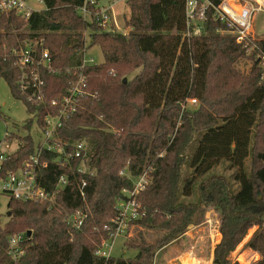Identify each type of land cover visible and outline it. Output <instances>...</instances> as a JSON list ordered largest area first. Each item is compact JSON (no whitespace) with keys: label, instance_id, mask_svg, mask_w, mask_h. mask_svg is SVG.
<instances>
[{"label":"trees","instance_id":"trees-1","mask_svg":"<svg viewBox=\"0 0 264 264\" xmlns=\"http://www.w3.org/2000/svg\"><path fill=\"white\" fill-rule=\"evenodd\" d=\"M43 1L46 9L28 19L0 14V78L31 114L23 126L42 124L50 100L64 94L72 79L74 70L66 68L80 66L85 47H100L103 61L83 67L86 87L76 112L57 130L67 148L83 141L86 149L64 164L53 153L42 155L48 161L37 174L42 186L52 191L59 176H67L52 205L8 198L0 264H151L155 251L188 226L201 225L208 209L217 214L221 235L213 264H240L230 253L253 227L246 246L259 254L252 264H264V37L240 43L217 32L226 26L212 10L204 33L186 36L185 0H129L127 13L122 8L131 28L126 34L96 31L77 14V0ZM88 27L92 32L85 38ZM27 39L42 40L39 48L48 49L58 68L44 73L45 98L38 104L19 90L11 54ZM242 58L251 60L247 72L236 67ZM11 139L18 147L3 162V172L19 167L37 142L29 133L11 132ZM221 161L235 167L230 176L212 174L198 182ZM81 162L87 173L76 172ZM184 166L190 169L187 178ZM142 173L148 182L136 195L140 214L129 223L136 230L124 242L136 254L96 255L112 230L117 202L127 199L123 190H132V178ZM75 210L86 214L78 229L65 220ZM20 233L22 253L13 258L9 237Z\"/></svg>","mask_w":264,"mask_h":264},{"label":"built area","instance_id":"built-area-1","mask_svg":"<svg viewBox=\"0 0 264 264\" xmlns=\"http://www.w3.org/2000/svg\"><path fill=\"white\" fill-rule=\"evenodd\" d=\"M129 0H77L76 12L89 25L98 32L122 33L120 23L124 24L122 5H127ZM46 9L43 0H0V14L14 13L23 19H28L33 13ZM212 10L214 18L224 23L226 29L218 30L223 34L227 32L235 37L237 42H244L248 37H253L254 14L264 11V5L258 0H221L215 4L212 0H185V26L186 36L202 35L204 33L207 12ZM92 28L84 30L86 38ZM42 40H24L23 44L12 50L15 65L19 70L17 85L31 104H38L45 98L44 73L54 74L58 72L52 64V57L46 48H39ZM86 46V45H85ZM90 48L82 51L80 66L67 67V72L74 70L72 79L69 81L66 92L52 98L48 104L51 111H47L39 126L34 122L41 133L40 139L35 144V149L19 167L15 170L3 172V162L15 152L18 147L17 139H11V132L5 131L0 139V194L8 198L13 197L22 201H34L53 204L56 190L62 189L67 183V176L60 175L54 186L49 191L40 184L37 174L47 168L48 161L42 158L46 152L53 153L54 161L64 164L70 158L81 157L86 149L83 141H76L73 146L67 148L68 143L62 141L57 130L76 112L78 97L86 87V77L82 70L84 66L93 65V56H87ZM264 60V59H263ZM264 68V61L262 63ZM191 101L196 102L195 99ZM34 116V114H33ZM76 172L87 173L85 165L81 162L76 167ZM121 174L128 175L125 170ZM91 174V172H89ZM130 177V175H129ZM133 189L123 192L127 195L126 200L117 202V214L112 219V230L109 236L100 243L96 255L101 257L111 256L114 240L117 236L127 237L131 225L129 223L139 217V204L136 195L147 184L144 173L132 178ZM84 179L78 183L81 195L84 196ZM8 213V212H7ZM7 215V214H6ZM86 217L81 210L67 212L65 220L74 229H78ZM4 220L0 213V228ZM105 229L109 226L105 225ZM24 233L14 234L9 237L10 253L15 258L22 253L20 242Z\"/></svg>","mask_w":264,"mask_h":264},{"label":"rangeland","instance_id":"rangeland-1","mask_svg":"<svg viewBox=\"0 0 264 264\" xmlns=\"http://www.w3.org/2000/svg\"><path fill=\"white\" fill-rule=\"evenodd\" d=\"M35 1V0H31ZM123 11L127 13V6L122 5ZM122 11V10H121ZM122 34L128 33L131 28L125 23H120ZM223 34H228L224 32ZM254 37H264V11L256 12L254 14V23H253V32ZM87 56H93L94 61L101 63L103 61V53L98 46H93L87 51ZM236 67L241 72H247L251 60L248 59H238ZM190 106H195L197 103L189 100ZM0 111L3 114L2 119L0 120V139L2 138L5 131L14 132L19 135L31 134L35 140L40 139L41 133L37 129L36 125L32 121L31 127L25 128L23 124L27 119L31 117L26 110L24 103L12 96L9 86L0 78ZM244 167L247 172L250 171V157H247L244 161ZM235 167H229L227 162L221 161L218 165H215L211 170H209L204 176L199 177L200 180H204L208 175L212 174H223L225 176H230L234 171ZM190 173V169L186 166L183 168V178H187ZM236 187V184L234 185ZM195 193H193L191 199H195ZM7 197L0 194V213L3 217L4 224L8 220L7 217ZM208 209L205 213L208 215ZM212 225L209 229V226L204 223L203 225H190L187 230L180 235L178 238L174 239L162 249L157 250L152 255L151 264H176L178 262V257L182 254L190 255H199L202 259H208V253L216 243L218 239V233L216 232V219H214V213H211ZM216 226V227H215ZM136 230V225H132L129 234L127 237L133 236ZM254 231V229H253ZM250 235V232H249ZM246 237V236H245ZM247 238H244L241 241V244L236 247V249L230 253L231 260H237L240 264H251L254 260L255 255L247 248L246 241ZM246 241V242H245ZM125 237L117 236L114 240V246L111 252L112 257H123V258H133L136 254V250L127 249L124 247ZM190 264H200L198 259L194 258ZM201 259V260H202ZM203 260V261H204ZM205 264V262H201Z\"/></svg>","mask_w":264,"mask_h":264},{"label":"crops","instance_id":"crops-1","mask_svg":"<svg viewBox=\"0 0 264 264\" xmlns=\"http://www.w3.org/2000/svg\"><path fill=\"white\" fill-rule=\"evenodd\" d=\"M259 2H261L263 5H264V0H258ZM254 37V36H253ZM213 212V210L211 209V210H209L208 211V215H210V216H206L205 215V220H204V222L202 223V225L204 224V223H206L208 226H209V229H210V227H211V225H212V218H211V213ZM214 213V212H213ZM214 219H216V226H217V230H216V232L218 233V239H217V241H216V243L213 245V247L211 248V250L209 251V253H208V259H202V257L201 256H199V255H190V254H182L181 256H179L177 259H178V262L179 263H176V264H181L182 263V259L186 256V257H193V258H196V259H198V261H199V263L200 264H202L201 262H205V264H213V262H212V259H213V249H214V247H215V245L219 242V240H220V237H221V235H220V232H219V220H218V216H217V214L216 213H214ZM215 226V227H216ZM252 230L250 231V235L247 237V240L246 241H248V239L252 236V234H253V232L256 230V228L255 227H253V228H251ZM253 229H254V231H253ZM245 241V242H246ZM250 250V249H249ZM254 255H255V257H254V260L251 262V264L254 262V261H256L258 258H259V254L257 253V252H254V251H252V250H250ZM202 259V260H201ZM204 260V261H203Z\"/></svg>","mask_w":264,"mask_h":264},{"label":"bare ground","instance_id":"bare-ground-1","mask_svg":"<svg viewBox=\"0 0 264 264\" xmlns=\"http://www.w3.org/2000/svg\"><path fill=\"white\" fill-rule=\"evenodd\" d=\"M252 229H250L249 231H248V233H247V235H246V237L245 238H247L249 235V232L251 231ZM193 260H195L193 257H184L183 259H182V263L181 264H190V263H192V261Z\"/></svg>","mask_w":264,"mask_h":264},{"label":"water","instance_id":"water-1","mask_svg":"<svg viewBox=\"0 0 264 264\" xmlns=\"http://www.w3.org/2000/svg\"><path fill=\"white\" fill-rule=\"evenodd\" d=\"M110 34H112V32H110ZM123 81L125 82L126 81V78H124ZM30 234H31V231L30 230H27V232L25 234L26 235V238H28L30 236Z\"/></svg>","mask_w":264,"mask_h":264}]
</instances>
